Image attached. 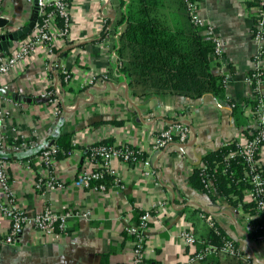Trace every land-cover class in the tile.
I'll return each mask as SVG.
<instances>
[{
  "label": "crops",
  "instance_id": "0c3cea01",
  "mask_svg": "<svg viewBox=\"0 0 264 264\" xmlns=\"http://www.w3.org/2000/svg\"><path fill=\"white\" fill-rule=\"evenodd\" d=\"M198 3L200 15L212 25L224 47L221 56H210L211 69L226 76L227 95L245 108L246 125L237 126L228 103L218 102L211 94L191 98L134 93L118 67L119 0H74L70 41L58 39L52 58L44 45L38 46L24 65L0 79V89L14 95L0 92V158L8 164L18 207L27 214L36 213L41 197L34 181L51 173L59 186L48 191L46 199L56 212L71 210L74 217L65 234H39L25 227L17 243L0 244V264H133L134 237L126 228H136L141 210L154 207L159 199H166L167 205L151 211L145 250L148 264L183 260L181 230L190 225L197 236H203L210 228L209 216L237 242L245 258H251L252 264H264V241L251 237L242 219V206L231 205L221 195L213 200L190 183L194 168L203 164L208 152L230 141L244 142L258 126L257 109L251 101L259 97L264 102V79L257 93L247 82L252 71H264V52L260 54L264 41L260 43L252 35L255 0ZM181 12L187 16V10ZM160 13L168 15L167 10ZM35 16L36 6L28 0H3L0 18L8 23L0 27V35L24 28ZM50 29L58 34L60 27L56 22ZM202 33H206L204 29ZM55 61L72 70L70 81L63 82L60 71L50 68ZM93 75L95 83H86ZM50 86L59 99L58 114L39 98ZM174 120L191 126L189 140L154 149V134ZM25 140L33 143L28 151L22 148ZM104 140L132 145L145 153L149 164L130 165L113 159L116 173L104 177L106 191L85 189L76 183L77 173L87 162L89 147ZM52 144L73 146V153L62 156L49 169L37 156ZM261 159L264 161V148ZM250 194L249 189L244 191V202H250ZM86 211L90 215L84 216ZM7 231L8 219L0 210V234Z\"/></svg>",
  "mask_w": 264,
  "mask_h": 264
},
{
  "label": "built area",
  "instance_id": "2783aa9c",
  "mask_svg": "<svg viewBox=\"0 0 264 264\" xmlns=\"http://www.w3.org/2000/svg\"><path fill=\"white\" fill-rule=\"evenodd\" d=\"M32 5L36 6V18L31 32L22 38L14 41V46L9 51L0 50V79L8 75L14 69L24 65L29 53L33 52L38 46L46 47L47 55L52 58L55 55V48L58 44V39L64 42L70 41V24L71 10L74 0H71V6L67 0H28ZM188 12L192 22L202 27L205 32L213 39L215 43V54L221 56L224 50L222 40L214 33L212 25L200 15L198 0H185ZM3 0H0V10ZM61 17L64 20V26L60 27L58 34H54L50 29L52 23L57 22V18ZM105 24V21H103ZM253 37L263 43L264 41V0H255V15L254 27L252 29ZM264 52L262 45L260 54ZM56 67L65 82L72 79V70L66 65L54 62L50 68ZM96 76H90L86 81L88 84H94ZM264 75L259 70L252 71L247 82L254 91L260 92ZM63 81V80H62ZM39 98L44 102L54 107V113H59L57 93L52 91L51 86L39 94ZM198 111V110H197ZM258 113L257 127L255 133L246 137L244 142H235V148L231 149L226 156V160H231L236 157L243 159L248 166L245 170L243 179L249 181L251 185L248 189L251 191L250 201L256 205V210H243L242 219L247 223L250 231H261V234L256 240L264 241V161L261 159V153L264 148V102L261 100ZM192 133L191 126L184 121L174 120L166 126L159 129L153 136L152 147L154 149H162L169 143L180 142L186 143ZM31 140H25L22 148L30 150L32 147ZM77 144V143H76ZM75 144V147H76ZM89 156L87 162L81 166L77 173L76 183L85 188L96 191H106V185L103 182L106 174H114L116 170L112 165L113 159H119L125 164L146 166L149 164L145 153L136 149L130 144H92L89 147ZM73 153V148L69 150L61 149L56 144L46 147L37 156V160L44 164L46 168L53 169L60 158L70 156ZM60 154L61 157H60ZM227 162V161H226ZM222 172L224 174H235V170L231 169L230 163H224ZM204 168L205 164L200 165ZM217 164L212 172L202 173V182L204 189L208 192L218 194L216 190L215 173L218 171ZM59 186L58 178L49 173L45 176H38L34 181V187L38 195L41 197V207L37 209L33 215L25 213L16 203V193L13 188V181L8 171V164L0 158V210L8 219V231L0 234V244L18 242L20 232L25 227H32L37 233L49 235L55 231L63 234L67 232L68 221L74 217L71 210L63 213L56 212L55 208L46 199L48 191H52ZM167 205L166 199H159L154 207H164ZM146 207L141 210L139 221L136 228L127 227L126 231L134 235L133 240V264H148L146 260V242L147 235L152 221V208ZM90 211H86L83 215H90ZM210 228L220 234L216 222L212 216L207 217ZM180 238L184 243L185 258L169 263L161 264H195L203 260L208 254L213 252H223L236 255L238 249L234 245V240L223 236V243L214 245L207 243L204 249L198 248V236L194 227L186 225L180 232Z\"/></svg>",
  "mask_w": 264,
  "mask_h": 264
},
{
  "label": "trees",
  "instance_id": "16d2710c",
  "mask_svg": "<svg viewBox=\"0 0 264 264\" xmlns=\"http://www.w3.org/2000/svg\"><path fill=\"white\" fill-rule=\"evenodd\" d=\"M67 1L71 6V0ZM119 2L122 14L117 25L122 26V32L116 44L118 67L134 93L142 95L170 93L191 98H202L211 94L218 102L228 103L237 126L246 125L245 108L236 104L227 95L226 76L211 69L210 56L215 52V43L208 34L202 33V27L192 22L185 0H119ZM160 10H167L168 15L161 16ZM182 10H187L186 17ZM36 19L38 20L39 16ZM57 23L59 27H63V18L58 17ZM61 78L65 82L63 76ZM51 89L55 92L53 87ZM260 100L258 97L251 101L253 109H259ZM255 132L252 131L249 135ZM100 143L111 144L107 140ZM56 145L65 150L73 147ZM233 148L235 143L230 141L208 152L202 160L205 167L199 165L194 168L190 183L203 189L213 200H216L218 195L225 196L229 198L231 205L237 207L241 205L243 210L254 212L256 210L254 202L243 200L244 191L251 186L248 180L243 179L245 170L249 169L247 163L240 157L226 160V156ZM26 158H31V155ZM228 162L231 169L235 170L233 175L222 172L224 163ZM217 164L219 169L215 173V182L218 194H214L204 189L201 174L212 172ZM217 227L220 234L208 228L203 236L198 235L199 249H204L207 243L220 246L223 243V236L230 238L221 227ZM260 234L261 231L250 232L254 239ZM234 245L238 249L236 255L217 251L195 264H252L251 258H245L239 250L237 242L234 241Z\"/></svg>",
  "mask_w": 264,
  "mask_h": 264
},
{
  "label": "water",
  "instance_id": "95a60500",
  "mask_svg": "<svg viewBox=\"0 0 264 264\" xmlns=\"http://www.w3.org/2000/svg\"><path fill=\"white\" fill-rule=\"evenodd\" d=\"M35 19L36 17H34V19L30 21L24 28L18 31L0 35V50L9 51L10 48L13 46L15 40L22 38L25 35L29 34L34 26ZM7 23L8 21L6 19L0 18V27H4ZM0 92L3 95L10 94V93H7L6 90L3 88L0 89ZM10 96H14V95L10 94Z\"/></svg>",
  "mask_w": 264,
  "mask_h": 264
}]
</instances>
